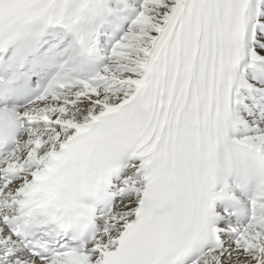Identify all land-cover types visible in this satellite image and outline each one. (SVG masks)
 <instances>
[{
	"label": "snow or ice",
	"instance_id": "obj_1",
	"mask_svg": "<svg viewBox=\"0 0 264 264\" xmlns=\"http://www.w3.org/2000/svg\"><path fill=\"white\" fill-rule=\"evenodd\" d=\"M0 264H264V0H0Z\"/></svg>",
	"mask_w": 264,
	"mask_h": 264
}]
</instances>
